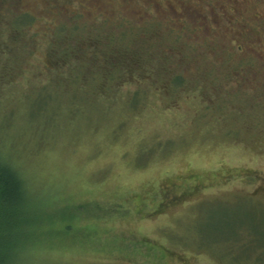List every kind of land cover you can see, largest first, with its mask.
Segmentation results:
<instances>
[{
	"label": "rangeland",
	"instance_id": "1",
	"mask_svg": "<svg viewBox=\"0 0 264 264\" xmlns=\"http://www.w3.org/2000/svg\"><path fill=\"white\" fill-rule=\"evenodd\" d=\"M0 159L18 264H264V0H0Z\"/></svg>",
	"mask_w": 264,
	"mask_h": 264
},
{
	"label": "trees",
	"instance_id": "2",
	"mask_svg": "<svg viewBox=\"0 0 264 264\" xmlns=\"http://www.w3.org/2000/svg\"><path fill=\"white\" fill-rule=\"evenodd\" d=\"M188 29L196 35V28ZM238 48L241 49V47ZM179 80L178 78V83ZM181 190L185 191V189ZM167 196H170L168 190L160 199ZM160 205L161 202L157 204L158 208ZM29 209V196L19 171L10 163L0 159V264H18L19 261L16 259L22 255L17 251L18 248L22 245L32 246L33 234L27 218L30 214ZM144 210L143 205L136 211ZM25 231L27 234L31 233L30 239L23 234Z\"/></svg>",
	"mask_w": 264,
	"mask_h": 264
},
{
	"label": "flooded vegetation",
	"instance_id": "3",
	"mask_svg": "<svg viewBox=\"0 0 264 264\" xmlns=\"http://www.w3.org/2000/svg\"><path fill=\"white\" fill-rule=\"evenodd\" d=\"M220 176H223V174L220 175ZM227 176H230V178L233 177V175H231V174H230V175H227ZM212 180H213V179H212ZM199 181H200V180H199ZM242 181H243V180H242ZM192 182H193V180L191 181V183H192ZM207 182H209V181H207ZM219 182H221V181H219ZM226 182H228V181H226ZM243 182L246 183L245 181H243ZM260 182H263V181L260 180ZM191 183H190V184H191ZM193 183H194V182H193ZM205 183H206V182H205ZM190 184H189V185H190ZM194 186H195V185H194ZM204 188H205V190H207L206 187H204ZM204 188H203V189H204ZM257 189H258L259 191L262 190V189H261V186H259V187H257L256 189H254V191L257 190ZM233 197H235V198H236L237 200H239V201H243V200L245 199V196H233ZM255 197H257V196H255Z\"/></svg>",
	"mask_w": 264,
	"mask_h": 264
}]
</instances>
